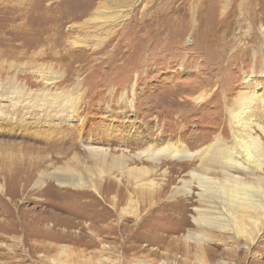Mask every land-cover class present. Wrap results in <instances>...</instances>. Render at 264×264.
Wrapping results in <instances>:
<instances>
[{
    "label": "rangeland",
    "instance_id": "374dc122",
    "mask_svg": "<svg viewBox=\"0 0 264 264\" xmlns=\"http://www.w3.org/2000/svg\"><path fill=\"white\" fill-rule=\"evenodd\" d=\"M244 1L0 0V93L75 108L61 125L0 124V264H201L184 241L197 190L167 199L198 160L153 167L132 158L98 177L101 163L84 148L107 150V166L142 151L145 139L190 153L218 137L231 142L229 108L245 92L264 99V1L258 12ZM58 167L91 185L87 170L96 192L53 179L34 187ZM145 168L154 173L140 182L126 174ZM203 247L207 264H264V233L236 260L222 245Z\"/></svg>",
    "mask_w": 264,
    "mask_h": 264
},
{
    "label": "bare ground",
    "instance_id": "6f19581e",
    "mask_svg": "<svg viewBox=\"0 0 264 264\" xmlns=\"http://www.w3.org/2000/svg\"><path fill=\"white\" fill-rule=\"evenodd\" d=\"M263 1L245 0L242 8L245 9L244 7H247L251 11V4L255 3L254 6L259 8H253L258 12ZM248 5L251 6L248 7ZM247 15L251 14L247 12ZM115 18L113 16V19ZM119 18L118 16L116 20L112 21L117 22ZM111 22L110 24H114V22ZM251 77L254 78L255 75ZM259 77H264V69L260 72ZM249 79L247 78L245 81ZM20 94L16 90L0 93V124L16 123L19 128L26 130L35 125H53L56 117L60 119H57L55 124L61 125L63 121L61 118H66V114L72 115V117L69 115L70 119L67 120L71 121L73 119L75 108L69 102L57 108L52 103L49 104V102H35V99L22 102ZM243 95V98L233 108L228 110L232 134L231 142H226L222 137H218L211 145L190 153L183 144L175 142L163 143L160 141L159 143L163 144L159 145L145 139V142L142 143L146 146L142 151L130 158L125 155L112 156L107 166H103V162L108 157L107 150L95 149L94 147L84 148L88 152V159L94 161L95 164H102L95 166L100 167L98 177L111 176L110 172L113 168L125 169L132 158L138 161H146L153 167L155 164H161L165 161L187 162L189 163L187 166H190V162L198 160V165L187 170L179 183L174 186L172 192L168 190L170 194L167 199L173 200L176 196L190 198L193 189L197 190L196 200L194 202L191 200L192 225L188 229L184 241L192 242L196 250L201 253L195 254L196 261L201 264H207L208 262V259H206L208 257H205V254V256L203 255V246L206 244L222 245L225 247L223 249L225 257L227 259L234 257L236 260L237 256L235 257L234 255L238 253V250L249 251L251 246L257 244L258 239L264 233V138L260 137L261 135L264 136V129L261 126L262 123L259 124L261 122L260 119H256L258 117H256V112H254L259 110L264 116V99L257 100L261 95L259 93L250 94L245 92ZM52 109H54L53 111L56 112L57 116L51 114ZM106 168L107 170H105ZM86 173L88 174L89 182L93 185V177L89 175L87 170ZM152 173H154L153 169H126L127 176L137 182H140L143 176ZM38 179L34 185L35 188L43 186L47 180L53 179L59 186L66 185L79 189H91L96 192L88 182L83 181L79 175L65 167L55 168L52 173L42 172L39 174ZM145 185L152 195H154L153 193L156 194L154 189L157 185L153 180H149ZM168 186H170L169 182L164 185L165 188ZM0 189L2 188L0 187ZM128 200L127 207L135 210L138 202L133 201L131 198ZM209 255L211 262L217 257L214 253ZM138 264L154 263L144 261ZM155 264L165 263L158 262ZM216 264L229 263L220 258L216 261Z\"/></svg>",
    "mask_w": 264,
    "mask_h": 264
}]
</instances>
